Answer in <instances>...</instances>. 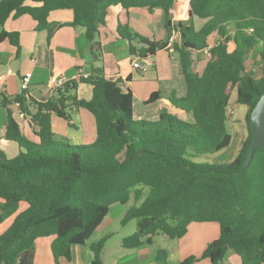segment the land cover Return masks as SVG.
I'll list each match as a JSON object with an SVG mask.
<instances>
[{
    "label": "trees",
    "instance_id": "16d2710c",
    "mask_svg": "<svg viewBox=\"0 0 264 264\" xmlns=\"http://www.w3.org/2000/svg\"><path fill=\"white\" fill-rule=\"evenodd\" d=\"M179 0H0V27L9 16L29 14L37 31L49 26L51 11L71 10L65 23L83 27L91 44L93 59L99 58V27L106 22L110 6L126 10L146 8L163 11L165 40H151L118 23L120 38L127 40L130 54L146 58L158 50L176 54L186 92L170 98L179 111L189 113L186 121L166 110L155 120L133 116V93L121 79L106 77L102 67L89 68L79 82L91 86L90 99L76 94L77 82H67L46 100H34L27 91L10 98L0 97L7 109L5 138L19 146L7 157L0 148V223L13 216L0 234V263L15 264L20 252L32 248L41 237L54 236L50 250L70 261L72 246L84 244L108 213L113 203L134 204L121 223L136 218V230L123 237V248L151 244L154 235L167 239L182 237L191 222H217L219 236L209 242L201 255L180 264L208 257L219 264L228 251L238 254L241 264H264V148H255L250 163L242 168L251 138L248 115L264 91V69L259 77L247 73V53L259 47L264 57V0H188L178 7L174 22L172 8ZM189 16L188 23L181 20ZM193 16L206 19L195 29ZM62 25V24H60ZM250 29H252L250 31ZM217 33L211 55L200 72L192 68L191 53L207 46ZM176 35V36H175ZM8 40L18 47V33L0 31V43ZM136 44L141 47L137 48ZM129 80V79H127ZM235 102L247 107V135L237 155L227 163L196 162L190 157L212 154L229 146L227 106L232 93ZM153 92L146 103L153 101ZM29 100V102H28ZM10 102L23 112L27 103L29 131L21 130L12 117ZM71 108H85L95 119L96 136L87 144L57 139L51 115L69 124ZM145 187L148 188L144 196ZM27 207L18 212L20 203ZM107 234L90 245L91 264H101ZM166 253L158 250L157 260Z\"/></svg>",
    "mask_w": 264,
    "mask_h": 264
},
{
    "label": "crops",
    "instance_id": "0c3cea01",
    "mask_svg": "<svg viewBox=\"0 0 264 264\" xmlns=\"http://www.w3.org/2000/svg\"><path fill=\"white\" fill-rule=\"evenodd\" d=\"M188 6V3L182 5L179 0L178 5H175L171 10L173 20H175V13L178 16V7L185 10ZM162 15L163 11L159 8L151 13L146 8L126 10L120 5L110 6L107 10L106 22L99 27L98 31L97 41L100 44L98 59H93L91 55V44L84 35V28L65 24L73 18L71 10L51 11L48 16L49 26L40 31L35 29L36 21L29 14H22L18 17L9 16L0 27V31L4 29L8 32H17L18 47L10 44L8 40L0 43V74L4 78V90L0 93V97L10 98L21 93L20 77L29 71L32 75L27 93L34 100H46L56 95V91L51 90L48 86V79L51 75H63L68 82H77L75 91L77 96L88 100L92 96L91 86L79 82L80 77L77 73L81 70L88 74L90 67L99 66L105 71L106 77L114 80L121 79L123 85L130 88L133 93L134 118L155 120L158 118L160 110H166L186 121H191L192 117L189 113L177 110L170 102V98H180L186 92V84L180 72L176 54L166 49L158 50L146 58H138L142 66L135 68L133 62L137 57L130 54L127 40L120 38L117 32L118 23H127L133 32L141 36L151 40H165L166 30L162 22ZM151 16L155 18L156 24L153 26L150 22ZM187 17L189 16L187 15ZM195 18L196 16H193L191 20L195 29H199L206 19L199 18L196 25ZM177 20L179 17L176 18ZM181 20L188 23L182 17ZM218 39V34L212 33L207 38V45H211ZM136 47L139 48L141 45L136 44ZM191 58L192 68L198 72L202 70L208 59L202 49L193 51ZM261 61L258 49L253 50L252 48L246 56L245 71L254 77H259L262 73ZM153 92H158V96L153 101L146 103L145 101ZM230 103L236 111V116L233 115L229 119L232 122H228V129L232 135L230 144L232 140L235 144L232 153L233 159L242 143L240 136L243 125H245L247 107L235 102L234 92L231 95ZM7 106L20 129L30 133L27 121L29 113L34 111L33 106L27 103V112H23L16 102H10ZM69 114L71 117L69 124L63 118L55 114L51 115V128L55 138L65 139L75 144L92 142L96 136L93 115L85 108H71ZM7 122L8 112L1 105L0 98V148L7 157H13L19 152V146L16 142L5 138ZM230 127L236 132V137ZM70 129L75 132L71 133ZM26 207V203H20L18 212ZM12 219L13 216H10L0 223V234L10 225ZM100 226L101 224L98 227ZM219 230L217 222H191L188 224L186 233L182 237L176 238L174 248L161 249L166 253L162 260L163 264H180L187 257L200 256L208 243L219 236ZM53 238L54 236L38 238L32 248L18 254L15 264H91L93 258L91 244L89 251L84 244L72 246L70 261L61 257L56 263L50 250ZM106 243L107 240L101 252V264ZM147 245L130 248L131 251L124 252L121 257H116L114 264H156L153 261L156 259L150 256ZM187 264H211V261L205 257ZM219 264H241V258L238 254L228 251Z\"/></svg>",
    "mask_w": 264,
    "mask_h": 264
},
{
    "label": "rangeland",
    "instance_id": "374dc122",
    "mask_svg": "<svg viewBox=\"0 0 264 264\" xmlns=\"http://www.w3.org/2000/svg\"><path fill=\"white\" fill-rule=\"evenodd\" d=\"M180 3H182V5H187L188 2L187 0H180ZM176 18H178V16L175 13L174 21H176ZM182 18L183 20H185V22L189 20V17H187V15H182ZM195 19H196L195 23L197 25V21H199V17L196 16ZM154 20L155 18L151 16L150 22L152 23V26L156 24ZM255 49H258L259 51V47H254L253 50ZM255 54H256V51H255ZM262 62H264V57L262 58ZM228 106L233 109L234 111L233 115L236 116V111L232 103H229ZM232 117H230L229 119H231ZM228 122H232V121L228 120ZM230 130L236 137L237 135L236 132H234L231 127H230ZM70 132L73 133L75 131L73 129H70ZM246 135H247V127L245 123V125H243L242 134L240 136L242 139L241 142L245 139ZM234 145H235L234 140H232L229 146L220 150L219 152L212 153V154H202V155H197V156H191L190 158L196 162H210V163H216V164L227 163L232 159ZM147 191H148V188L145 187L144 196L147 193ZM140 201L134 202V200L131 198L127 203H124V204H121V203L111 204L109 206L108 213L104 217V220H102L103 222L100 223L101 226L97 227L94 230V232L91 234V236L84 242V245L87 251H89L88 249H89L90 244H92L93 242H96L101 237L107 234H110V238L107 239V243L105 247V254H104V258L102 259L103 260L102 264H114V260L116 257H121L123 256L121 254H123L124 252L127 253L131 251L130 249L122 247L121 239L133 233L136 230L138 219L133 218V219L126 221L125 223H121V221H122L123 215L126 212V210L130 206L134 204H138ZM175 246H176V239H167L160 235H154L153 242L151 244H148L146 247H148L150 250V256H152L153 259H156L158 250L171 249V248H174ZM153 261H155L156 264H163V261H159L157 259Z\"/></svg>",
    "mask_w": 264,
    "mask_h": 264
},
{
    "label": "water",
    "instance_id": "95a60500",
    "mask_svg": "<svg viewBox=\"0 0 264 264\" xmlns=\"http://www.w3.org/2000/svg\"><path fill=\"white\" fill-rule=\"evenodd\" d=\"M248 124L251 138L246 147L242 168L250 163L255 148H264V91L259 95L255 105L249 112Z\"/></svg>",
    "mask_w": 264,
    "mask_h": 264
},
{
    "label": "built area",
    "instance_id": "2783aa9c",
    "mask_svg": "<svg viewBox=\"0 0 264 264\" xmlns=\"http://www.w3.org/2000/svg\"><path fill=\"white\" fill-rule=\"evenodd\" d=\"M252 29H250L251 31ZM176 36V35H175ZM216 42L214 41L211 45H207L202 49L203 54L209 58L211 55L210 49L211 47L215 44ZM140 59L136 58L134 59L133 62V67H141ZM260 68L261 70L264 69V62L261 61L260 63ZM78 77H87L88 74L84 73L83 71L79 70L78 71ZM32 73L31 72H25L23 75L20 77V90L21 91H27L30 78H31ZM68 82L67 78L63 75H51L48 79V86L51 90L56 91L58 88L63 87L66 83ZM4 90V78L3 75L0 74V93H2ZM226 113L228 115V118L233 116V109L229 106H227Z\"/></svg>",
    "mask_w": 264,
    "mask_h": 264
}]
</instances>
